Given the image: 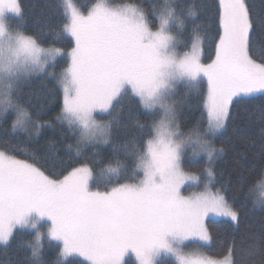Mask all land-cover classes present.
<instances>
[{
  "label": "snow or ice",
  "instance_id": "snow-or-ice-1",
  "mask_svg": "<svg viewBox=\"0 0 264 264\" xmlns=\"http://www.w3.org/2000/svg\"><path fill=\"white\" fill-rule=\"evenodd\" d=\"M59 11L55 39L66 46L45 45L11 22L23 16L19 0H0V118L12 116V132L28 136L54 128L45 105L22 95L30 77L44 74L59 104L55 121L73 137L63 145L69 167L55 168L49 162L59 148L19 158L9 140L2 142L0 244L9 245L17 229H33L31 264H45V241L55 242L47 245L56 251L52 264H173L167 257L175 264H237L234 237L222 261L189 260L184 249L211 246L216 217L239 220L226 190L212 182L227 151L215 141L238 104L259 99L264 110V48L257 51L264 16L249 0H216L214 56L204 62L200 24L179 47L176 30L184 20L175 0L153 6L155 21L140 4L112 0H97L86 13L62 0ZM197 15L195 8L187 13ZM181 85L201 97L200 118L187 131L173 99ZM124 97L148 117L130 148L113 140L112 109ZM109 144L113 155L105 160L97 146ZM189 155H203L205 165ZM256 203H264V190ZM253 252L264 264V236Z\"/></svg>",
  "mask_w": 264,
  "mask_h": 264
},
{
  "label": "trees",
  "instance_id": "trees-1",
  "mask_svg": "<svg viewBox=\"0 0 264 264\" xmlns=\"http://www.w3.org/2000/svg\"><path fill=\"white\" fill-rule=\"evenodd\" d=\"M72 1L77 8L84 12L90 10L97 2V0ZM19 2L23 7V16L19 19L12 18L11 22L14 25L20 24L25 27L30 33L38 36L45 45L60 46L64 44L66 46V41L55 39V33L61 26L59 9L62 0H19ZM129 2L140 4L149 12V18L153 21L156 20V17L151 14L153 6L160 8L165 4V0H112L114 4ZM168 2H172V0H168ZM249 4L254 14L264 16V0H249ZM175 5L178 11L182 10L180 16L184 20V26L176 30L180 42L179 47L184 49V45L194 34V25L200 24L199 33L204 40L203 60L210 62L214 56L213 43L217 33L216 0H175ZM191 8L197 10L198 15L195 19L187 16ZM262 48H264V39L260 38L258 32L257 51L259 52ZM52 86L53 81L50 77L44 74L35 75L22 85V95L25 99L31 98L32 102L38 106L45 105V118L51 119L55 127L45 128L39 136H28L25 133L12 132V116L0 118V147L4 146L2 142L5 139L9 140L10 143L7 147L11 148L14 145V152L19 158H28L46 152L55 153L59 148L58 156H54L49 162L50 165L54 168L69 167V153L63 148V145L72 143L73 137L66 126L55 121L59 104L53 100V93L49 91ZM174 100L181 111V129L187 131L200 118L201 97L197 92L190 91L181 85L178 87ZM260 105L259 99L245 100L238 104L233 109L228 126L217 134L215 141L217 148L223 146L227 151L214 165L212 182L216 188L223 187L229 201L239 209L238 222L215 219L216 223L209 225L214 238L213 244L203 248L195 245L187 247L203 251L214 258H224L227 254L226 247L234 237L237 264H259V256L254 254L253 245L260 237L264 236V203H256L260 194L258 184L264 179V148H262L264 145V110ZM146 122H148V117L137 107L134 100L128 97L118 100L112 109L114 142L121 146L127 142L130 148L135 139L139 137L140 125ZM97 147L105 160L113 155L111 144ZM92 152V146L86 148V153L92 154ZM122 152L123 150H121V158H123ZM186 160L201 166L206 163V158L203 155H189ZM201 180L203 183L208 182V178L203 174H201ZM198 190H202V184ZM34 234L35 230L33 229H17L16 235L9 245L0 244V264H31V249L27 242L33 240ZM54 243L45 241L43 249L45 264H52L56 258L55 249L47 246ZM166 259L175 264L174 259Z\"/></svg>",
  "mask_w": 264,
  "mask_h": 264
},
{
  "label": "rangeland",
  "instance_id": "rangeland-1",
  "mask_svg": "<svg viewBox=\"0 0 264 264\" xmlns=\"http://www.w3.org/2000/svg\"><path fill=\"white\" fill-rule=\"evenodd\" d=\"M73 2V1H72ZM114 6H121L122 4H114L112 3ZM86 13V12H85ZM256 95H260L259 93H257ZM175 98V96L173 97V99ZM199 183V182H197ZM259 187V191L261 192L262 190H264V179L258 184ZM189 194L188 191H185V195ZM259 197V196H258ZM262 204V203H261ZM215 219H226V220H230L229 218H222V217H216ZM231 221V220H230ZM185 252V257L186 259L189 260H193V259H206V258H212V259H216V260H223L224 258H214L212 256L207 255L205 252L203 251H197V250H193L192 248H185L184 249ZM167 258H171L174 259V257H167Z\"/></svg>",
  "mask_w": 264,
  "mask_h": 264
}]
</instances>
